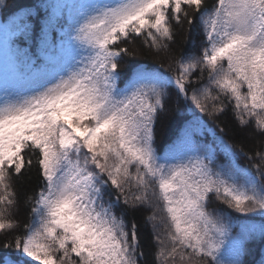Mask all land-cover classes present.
<instances>
[{
    "label": "snow or ice",
    "instance_id": "snow-or-ice-1",
    "mask_svg": "<svg viewBox=\"0 0 264 264\" xmlns=\"http://www.w3.org/2000/svg\"><path fill=\"white\" fill-rule=\"evenodd\" d=\"M185 24L189 34L203 29L201 54L178 51L167 70L132 63L129 43L170 52ZM173 93L209 116L234 102L239 123L264 136V0H42L0 23V230L14 226L3 214L16 203L13 179L33 166L41 177L30 221L6 245L18 258L0 264H139L136 222L129 228L104 197L114 189L115 203L135 208L151 185L171 227L160 264H243L264 223L233 235L232 216L207 206L215 194L236 213L264 217V151L242 167L220 139L230 159L218 164L189 124L181 148L158 155L155 124Z\"/></svg>",
    "mask_w": 264,
    "mask_h": 264
},
{
    "label": "trees",
    "instance_id": "trees-1",
    "mask_svg": "<svg viewBox=\"0 0 264 264\" xmlns=\"http://www.w3.org/2000/svg\"><path fill=\"white\" fill-rule=\"evenodd\" d=\"M3 2L4 0H0V3ZM67 2H89V0H67ZM98 2L115 4L118 0H98ZM206 2L210 8L216 3V0H206ZM6 3L8 7L0 11V23H5L19 8L41 5L42 0H6ZM42 16L43 12L33 20V24L37 26V31ZM187 30L188 25L186 24L183 27H175L177 33L176 41L171 44L170 52H157L156 49H149L147 45L143 44L142 38H137L134 42L128 44L130 51L135 53L132 63H140L148 67H159L163 63L165 70H167L169 57L178 51H184L187 55L193 53L196 55L201 54V42L204 39L203 29L200 28L190 34ZM31 48L33 54H35V40L31 42ZM207 80L208 77L205 72L203 82L207 83ZM0 101H2V95H0ZM224 104L226 107L223 113L209 116L200 112L190 101L185 100L182 96L177 98L175 93H173L166 102L167 110L161 114L155 124L157 154L163 156L168 152L173 144L177 141L180 142L184 129L189 124H193L198 129L197 138L199 143L207 144L217 149L218 164L226 163L230 159V157H227L219 150L220 139L234 146L233 150L236 153L235 162L240 166L251 167L259 164L260 161L255 156V153L264 151V136L256 130L254 122L247 126H242L239 123L232 110L234 102L224 99ZM40 184L41 177L38 176L35 166L20 178L13 179L12 188L16 193V203L13 207L4 211L3 214L11 220L14 226L11 229L0 230V262L5 257L18 258L14 247H7L6 245L12 244L16 236L23 234V226L31 219L32 203L29 202V197L33 195L34 191H38ZM113 192L114 189L105 191V202L113 201V211L117 216L123 214L129 228L132 221H135L138 226L137 234L140 247L137 250V254L139 256V264H160V261L157 260L158 253L161 249L168 250L171 247L168 235L171 227L167 214L163 210L162 201L158 198V188L156 185H151L148 190L149 202L135 208L126 207L123 204V198H121L119 203H115V196L111 194ZM131 192L139 194L135 186L132 187ZM207 207L210 212L217 214L227 212L232 216L234 222L233 235L247 225L264 223V217L259 215L245 216L228 209L227 205L221 199L216 198L215 194L211 195ZM0 211H3L2 207H0ZM151 217H154V219H150ZM140 253H143V255H139ZM31 264L33 263L31 262ZM243 264H264V237L257 235L246 242Z\"/></svg>",
    "mask_w": 264,
    "mask_h": 264
},
{
    "label": "rangeland",
    "instance_id": "rangeland-1",
    "mask_svg": "<svg viewBox=\"0 0 264 264\" xmlns=\"http://www.w3.org/2000/svg\"><path fill=\"white\" fill-rule=\"evenodd\" d=\"M175 146V147H174ZM181 148V143L179 141H177L175 144H173L170 149H174V150H179ZM163 162V161H162ZM169 162H178V161H169ZM38 221V218H37ZM27 260H30V258H26ZM33 264H38V262H32Z\"/></svg>",
    "mask_w": 264,
    "mask_h": 264
}]
</instances>
